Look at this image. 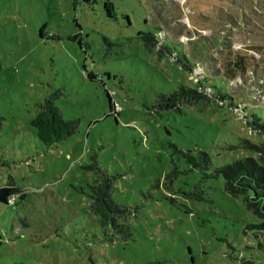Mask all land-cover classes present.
I'll return each instance as SVG.
<instances>
[{"label":"rangeland","instance_id":"374dc122","mask_svg":"<svg viewBox=\"0 0 264 264\" xmlns=\"http://www.w3.org/2000/svg\"><path fill=\"white\" fill-rule=\"evenodd\" d=\"M181 85L195 92L179 110L154 107ZM54 91L79 129L46 147L31 121ZM252 114L264 123V0H0V187L11 176L26 194L0 202V264H264L244 195L219 177L203 182L205 200L186 196L204 174L180 153L208 152L209 170L264 165ZM104 172L130 207L129 241L90 213Z\"/></svg>","mask_w":264,"mask_h":264},{"label":"trees","instance_id":"16d2710c","mask_svg":"<svg viewBox=\"0 0 264 264\" xmlns=\"http://www.w3.org/2000/svg\"><path fill=\"white\" fill-rule=\"evenodd\" d=\"M90 2V0H84ZM105 10L109 17L114 16L113 3L105 2ZM40 35H44V27L40 30ZM80 34H75L72 38L77 40L80 46H83V37ZM143 38L146 47L152 50L154 48L153 39L154 34L151 32H139ZM165 49L166 47L163 46ZM166 51H170L166 49ZM171 52V51H170ZM163 54V51H160ZM187 59V57L184 55ZM240 61H235L236 66L243 65L242 56L238 57ZM188 61L185 62V64ZM88 78L96 79V74L88 73ZM214 91V87L210 85ZM216 94L223 101L231 102L232 97L229 96L223 87L216 85ZM195 89H190L184 85L175 89L171 94H160L154 101V107L157 110H179L178 104L184 96H189ZM60 91H54L48 94L43 101L37 103L38 111L36 116L32 119L31 124L36 128V133L39 140L46 147H51L60 143L79 129V120L64 118L60 107L57 105V100L60 97ZM109 96V95H108ZM196 96L195 98H201ZM193 98V97H192ZM110 99V97H109ZM110 107L113 112H116V101L110 99ZM252 116V123L264 129V123H259L260 118L254 114ZM3 119L0 117V126L3 125ZM261 151L264 153V144ZM182 153L185 162L193 169H198L203 172L204 176L197 181L189 192H184L186 196L193 197L197 200H205V192L203 189V182L207 178H219L224 180V186L227 192L232 195H244L247 208L257 215L261 222L259 224L251 225L261 232H264V165L257 164L254 160L245 158L234 160L219 167H212V160L210 154L204 150L197 151L196 154L191 152ZM264 158V157H263ZM264 161V160H263ZM2 159L0 158V164ZM173 174L178 171L174 170ZM115 178L107 175L105 172L96 179V184L91 185V199L90 213L99 218L100 228L102 233L107 237V232L111 231L112 235L119 236L124 241H129L133 238V232L130 225L127 223V217L131 213L130 207L119 203L114 197ZM26 196L22 189L15 184L13 177L7 185L0 187V202L8 205H16L18 199H24ZM14 197V201L11 199ZM171 202H174L173 197H167ZM90 217V216H89ZM90 219H92L90 217ZM2 236L0 235V247L2 246Z\"/></svg>","mask_w":264,"mask_h":264},{"label":"built area","instance_id":"2783aa9c","mask_svg":"<svg viewBox=\"0 0 264 264\" xmlns=\"http://www.w3.org/2000/svg\"><path fill=\"white\" fill-rule=\"evenodd\" d=\"M14 201V197L11 199V202H13Z\"/></svg>","mask_w":264,"mask_h":264}]
</instances>
